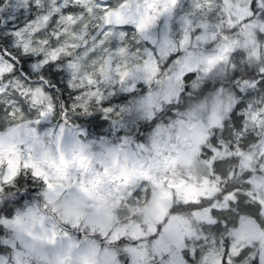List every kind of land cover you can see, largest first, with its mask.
Here are the masks:
<instances>
[{"label":"snow or ice","instance_id":"6c2138e0","mask_svg":"<svg viewBox=\"0 0 264 264\" xmlns=\"http://www.w3.org/2000/svg\"><path fill=\"white\" fill-rule=\"evenodd\" d=\"M238 7L247 10L243 20L232 14ZM253 24L256 47L250 59L249 41L241 38L240 29ZM162 79L167 81L165 87L154 88L153 83ZM224 92L234 103L228 119H221L199 145V161L211 168L210 179L219 178L225 187L217 190L216 198L202 196L169 205L151 236L154 243L164 239L169 217L207 211L212 223L205 237L210 232L221 250L218 264H243L251 252L237 249L225 235L239 225L233 228L234 221L223 214L257 221L264 203H248L252 170L237 176L233 169L238 183H226L225 169L240 163V156L231 153L239 150L251 156L264 141V0H0V153L6 151L9 160L15 157L19 162L16 168H10L7 160L0 163V264H29L31 257L46 256L45 244H56L54 225L41 221L37 230L35 223L21 220V213L33 212L38 196L47 197L46 211L53 201L67 204L73 219L66 223L79 232L80 218L101 219L96 201L111 195L108 187L93 189L94 179L74 180L75 171L88 175L83 157L79 164H70L63 156L42 158L39 147L46 138L61 143L67 134L73 143L79 137L89 140L83 125L98 130L104 121L116 132L126 124L117 128L113 114L127 111L128 122H137L143 147L145 135L139 134L155 132L185 102L209 101ZM74 117L87 119L77 123ZM141 117L143 122H138ZM176 151L186 155L183 147ZM220 153L225 155L217 159ZM260 156L264 159V153ZM53 179L58 183L49 192ZM130 179L121 196L125 203L134 199L138 205L141 193L149 192L151 177L144 175L139 187L133 186L136 177ZM224 201L227 208L214 206ZM17 221L30 240L9 237L5 226ZM255 227L264 231V224L257 222ZM141 233L125 244L126 237L113 240L110 233L89 230L73 246L95 244L99 249L95 238L100 237L106 244L139 248L147 240L143 228ZM64 236H69L67 230ZM181 253L179 264H206L207 248H185ZM90 254L86 249L73 261L58 253L57 264H86ZM164 256L166 250L162 260ZM96 264L111 262L105 258ZM249 264H261L260 258L251 257Z\"/></svg>","mask_w":264,"mask_h":264},{"label":"rangeland","instance_id":"374dc122","mask_svg":"<svg viewBox=\"0 0 264 264\" xmlns=\"http://www.w3.org/2000/svg\"><path fill=\"white\" fill-rule=\"evenodd\" d=\"M187 2L191 3V0H187ZM240 2L242 3L243 0ZM232 14L237 20H243V17L247 15V10L238 7L233 10ZM255 28L256 25L253 24L240 29L241 38L249 41L250 59L256 47ZM195 43L193 41L194 45ZM192 51H196L195 47ZM166 83L167 81L162 79L160 82H154L153 87L163 89ZM233 103L234 99L229 92H224L209 101L191 102L185 109L176 112L174 117L165 119L155 132L140 133L139 135H145L143 147L138 143L137 122H128L127 111L122 114H113L112 120L116 127L120 128L121 123L126 124V127L120 128L116 132L112 131L109 137H94L88 131L89 140L79 137L77 143H73L67 134L64 135L61 143H58L55 137L46 138L44 144L39 147L42 158L53 160L63 156L69 161L72 156L84 158L86 163L83 166L88 175L75 171L72 173L75 181L94 179L97 180L96 183H99L105 175L109 181L113 177L115 179L111 184V195L101 196L96 201L102 218L97 220L91 215L81 217V234L74 229L68 231L59 226L62 224L69 227L66 222L73 219L71 208L67 204L53 201L48 204L46 211L47 197L44 195H41V208L35 203L31 214L25 216L24 213H21V220H30L35 223L37 230H39V223L44 221L45 224L54 225L52 230L57 234L55 245L45 244L46 256L31 257L29 264H57L58 253L69 255L73 259L82 255L86 249L91 253L86 257V264H96V261H103L105 258L111 264H115L117 251L100 237L95 238L99 249L95 244L80 243L78 247L73 245L84 240L83 233L89 230L110 233L113 240L118 237H126L125 244H130L133 238L142 235V228L144 229L143 234L147 235V240L139 248L119 245L125 253L124 264H179L178 258L182 254L181 250L187 248L188 251H192L195 247L202 250L207 248L206 264H218L221 250L213 242L210 232L205 237V232L208 231L207 226L212 223L207 211L184 214L175 219L169 217L171 225L165 232L164 239L159 243L153 242L155 238L151 236V232L157 220L165 216V209L169 205L196 200L202 196L215 197L219 178L210 179L211 168L199 161V145L208 138L214 126H219L221 119H227ZM138 122H143V118L141 117ZM201 124L203 127H198ZM71 126L68 125V127ZM180 147H183L185 156L178 155L176 149ZM251 153L250 156L247 152L241 154L237 150L236 153L230 155L240 156L236 175H240L242 171L252 170L253 178L248 191L249 200L264 203V159H261L260 156V153H264V141H261L258 148L252 149ZM224 155L225 153H220L217 159H222ZM147 159H152L151 171L148 174L143 172L141 176H138V172L134 174L133 171H138L139 163ZM6 160L10 168L18 167L17 158L13 157L9 160L6 151L0 153V163ZM232 166L229 165V168ZM93 172L95 176L92 175ZM228 173V177H232V172L228 171ZM144 175L151 177L149 192L141 193L138 205L134 199L125 203L121 192L131 184L130 178L136 177L133 186L139 187L140 180L144 178ZM52 183L54 187L47 190L49 192L54 190L58 181L53 179ZM93 189H95L94 186ZM72 190L75 191V189ZM214 206L227 208L228 204L227 201H224L223 203L217 202ZM233 213H235L234 210ZM223 215L230 221H234L233 228L239 225L237 231H232L230 228L225 235L233 239L237 249H249V247L256 249L257 257L260 258L261 264H264V231L255 227V223L261 222L253 221L246 216L243 219H238L237 216L228 212ZM259 217L264 220V213ZM5 227L9 237L23 236L26 240L31 239L24 231L20 221L7 224ZM202 229L204 230L202 231ZM65 230L69 233L67 237L64 236ZM198 240L202 243L198 244ZM165 250L167 256H164L162 260L161 254ZM250 252L249 260L253 256L252 250ZM118 259L119 264H122L121 259L119 257ZM249 260H245L243 264H249Z\"/></svg>","mask_w":264,"mask_h":264},{"label":"trees","instance_id":"16d2710c","mask_svg":"<svg viewBox=\"0 0 264 264\" xmlns=\"http://www.w3.org/2000/svg\"><path fill=\"white\" fill-rule=\"evenodd\" d=\"M189 103H187V102H185L182 106H181V108H180V110L179 111H182L183 109H185V107L188 105ZM178 111V112H179ZM230 114V113H229ZM229 114L227 115V119H228V116H229ZM73 119H77V123H80V121H82V120H84V119H87L86 117H78V118H76V117H74ZM226 119V120H227ZM103 124H104V126L102 127V128H99L98 130L97 129H91V128H89L88 127V125H83L86 129H88V131L94 136V137H100V136H104V137H106V136H110L111 135V133H112V130H111V128H110V126H109V123L107 122V121H104L103 122ZM237 165H235V164H233V166L231 167V168H229V165L227 166V168L225 169L226 171H233V169H236L237 170ZM229 168V169H228ZM246 171H248V170H246ZM246 171H242L241 172V174L240 175H242L243 173H245ZM237 172V171H236ZM240 175H237V176H240ZM218 183H219V186H218V189L217 190H223V188L225 187V183H222L221 181H220V179H219V181H218ZM226 183H238V181L237 180H235V178L232 176V177H228V179H227V181H226ZM218 196V191H217V193H216V195H215V197L214 198H216ZM35 203H37V205L39 206L40 204H41V195L40 196H38L37 198H36V202ZM248 203H250V204H254V203H256V202H254V201H251V200H248ZM235 212H236V209L234 208L233 209ZM260 221L261 222V224H264V220H262L260 217L259 218H257V221ZM125 243V242H124ZM110 247H112L113 249H115V251H117V254H118V257L121 259V261H122V264H124V262H125V259H126V257H125V253L120 249V246L119 245H117V244H108ZM244 249H246V250H249L250 249V251L252 250V252H253V256L252 257H257V255H256V249H252V247H249V249L248 248H244Z\"/></svg>","mask_w":264,"mask_h":264},{"label":"flooded vegetation","instance_id":"af4514ba","mask_svg":"<svg viewBox=\"0 0 264 264\" xmlns=\"http://www.w3.org/2000/svg\"><path fill=\"white\" fill-rule=\"evenodd\" d=\"M153 158H154V157H153ZM79 159H80L79 157L72 156L69 162H70V164H71L72 162H76V163H77V161H78ZM151 160H152V159H147V160H145V161H142V162L145 163V165L142 167L143 170H144V171H143L144 174H148V173L151 171V169H152ZM148 161H149L150 164H151V169H150V171H149L148 173H146V172H145V170H146V163H147ZM142 162H141V163H142ZM139 164H140V163H139ZM138 166H139V165H138ZM138 166H137V168H138ZM83 167H84V166H83ZM136 172H138V176H141V169H140V168H138V171H133L134 174H135ZM139 174H140V175H139ZM105 179H107V178H106V175L102 177V181H100L99 183H96V181H97V180H96V181H95V184H94L93 186H94L95 188H96V187H108V188L111 189V184L113 183V181H114L115 178L113 177V179H111L110 181L107 179V180L109 181V183H108L107 185H105V184L103 183V181H104ZM108 196H109V195H108ZM39 208H41V204L39 205ZM59 226L62 227L63 229H67L68 231L73 230V229H71V228H69V227H66V225L63 226V225L61 224V225H59ZM79 233L81 234L82 232L79 231Z\"/></svg>","mask_w":264,"mask_h":264},{"label":"water","instance_id":"95a60500","mask_svg":"<svg viewBox=\"0 0 264 264\" xmlns=\"http://www.w3.org/2000/svg\"><path fill=\"white\" fill-rule=\"evenodd\" d=\"M79 161H80V159L77 161V164H79ZM144 165H145V163L142 162V163L139 164L138 168L141 169ZM150 169H151V164H150V162L148 161V162L146 163V170H145V172L148 173V172L150 171ZM72 260L75 261L76 258H73Z\"/></svg>","mask_w":264,"mask_h":264}]
</instances>
